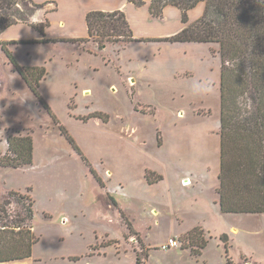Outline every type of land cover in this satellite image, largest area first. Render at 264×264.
Here are the masks:
<instances>
[{"label": "rangeland", "instance_id": "obj_1", "mask_svg": "<svg viewBox=\"0 0 264 264\" xmlns=\"http://www.w3.org/2000/svg\"><path fill=\"white\" fill-rule=\"evenodd\" d=\"M147 1L115 10L126 13L135 39L123 46L99 50L94 41L47 38L85 34L80 0L73 9L63 3L59 11L60 1H45L33 19L49 22L44 34L35 30L41 39L17 40L23 35L15 30L6 35L12 41L0 40V160L8 133L33 141L28 168L0 167V201H10L9 211H23L27 202L19 196L34 201L37 242L30 258L12 264H136L135 252L141 264H264V214L219 212V47L166 41L184 27L182 13L168 8L165 21L150 13L148 19ZM203 11V3L187 11L189 23ZM2 43L24 64L46 63L33 67L46 70L39 93L56 120L16 72ZM83 86L92 90L82 95ZM237 102L238 113L253 110L248 95ZM184 171L197 175H187L190 186L181 187ZM157 177L165 182L154 185ZM151 207L161 209L158 215L146 211ZM198 218L201 227H192ZM192 228L198 234L190 242ZM168 239L178 245L162 250ZM195 249L199 256L191 253Z\"/></svg>", "mask_w": 264, "mask_h": 264}, {"label": "trees", "instance_id": "obj_2", "mask_svg": "<svg viewBox=\"0 0 264 264\" xmlns=\"http://www.w3.org/2000/svg\"><path fill=\"white\" fill-rule=\"evenodd\" d=\"M135 6L143 0H127ZM204 4L200 18L189 23L186 12ZM44 4L33 0H0V34L8 28L26 24L40 34L49 25L33 23L37 11ZM173 6L182 13V30L166 41L171 43H214L219 47L220 67V171L219 208L222 214H264V0H150L149 13L159 18L165 7ZM87 37L70 39V42L94 41L102 50L106 44L134 42L130 25L121 11H91L85 16ZM43 42V41H40ZM16 72L25 81L31 93L46 112L56 120L51 108L39 93V83L45 77L44 67L21 66L4 48ZM11 44H14L12 42ZM248 95L253 110L246 115L237 111V99ZM56 122V121H55ZM71 144L73 141L66 136ZM6 153L0 167L19 169L33 162V141L30 135H6ZM147 177L149 184L153 183ZM157 177L156 181L161 180ZM9 196H19L9 192ZM27 204L23 211H9L10 201H0V264H12L32 255L37 242L33 234L34 201L19 196ZM10 220V223L8 222ZM193 229L188 238L198 234ZM206 242L199 243L204 249ZM191 253L201 254L197 249ZM136 264H141L135 252ZM227 255V252H226ZM227 259L226 264H231Z\"/></svg>", "mask_w": 264, "mask_h": 264}, {"label": "crops", "instance_id": "obj_3", "mask_svg": "<svg viewBox=\"0 0 264 264\" xmlns=\"http://www.w3.org/2000/svg\"><path fill=\"white\" fill-rule=\"evenodd\" d=\"M45 1H50V0H35V2H42V3H44ZM57 1H60V4L58 5V10L57 11H59V6L60 5H63V3L64 4H66V6H68L69 7V5L68 4H70L71 6L70 7H72V9L74 8V7H76V6H78V3H77V0H57ZM83 1V2H82ZM92 1L93 0H80V2H79V17L80 18H84V21H85V15H86V12H91V11H103V12H113V11H115V10H121V11H123V12H125V9L128 7V6H132L134 9H137L136 8V6H134V5H132V3H129L127 0H99L100 2H101V6H97V5H99L98 3H96V4H91L92 3ZM115 1L117 2V3H115ZM82 3H83V7H84V10H82V8L80 7L81 5H82ZM149 3H150V0L149 1H147L146 2V4H145V6H144V8H145V13H146V16H147V18L148 19H150V16H149V11H148V6H149ZM91 5H93L94 7L93 8H91ZM119 6V7H118ZM118 7V8H117ZM168 8H174V9H176V10H178L177 8H175V7H172V6H167V7H165L164 8V10H163V16H162V18H160L159 19V21L158 22H160V21H162V20H166V11L168 10ZM57 11H53V12H50L51 14L52 13H56ZM179 11V10H178ZM126 14V13H125ZM179 14H180V11H179ZM165 16V17H164ZM129 20V19H128ZM37 21V20H36ZM130 21V20H129ZM163 21V22H164ZM181 22V21H180ZM193 22V21H192ZM33 23H35L34 21H33ZM50 27V26H49ZM181 28H182V24H181ZM181 28H180V30H181ZM15 30H17V33H22V35L23 36H19V39H17V40H37V39H41V37H39L38 35H37V33H36V31L34 30V29H32L30 26H28V25H26V24H18V25H14V26H12V27H10V28H8L7 30H5L2 34H0V40H2L3 42H8V41H12L13 39H6V35L8 34V32H10V31H13V32H15ZM36 33V34H35ZM47 36H48V34H47ZM85 37H87V28H86V24H85V34H82V35H80L79 37H59L58 36V38L57 37H55V36H48L47 38H49V39H51V40H57V39H60V40H70V39H81V38H85ZM17 46H19V45H17ZM22 46H29L30 48H31V46H33V45H30V44H23ZM85 52H87V51H85ZM15 57H16V60H17V62L18 63H20V65H22V66H29V67H33V66H36V65H38V66H40L41 64H43V65H46V63L45 62H36V63H31V64H24L23 63V61L21 60V59H18L17 58V54H15ZM96 71V70H95ZM43 84H44V81H43V83H41V86L39 87V90H40V92H41V94L43 95V90H42V86H43ZM75 84V89H76V91L78 90V86H77V83H74ZM81 85V84H80ZM111 87H113V86H111ZM92 90V88L90 87V86H83L82 88H81V92H82V95L85 93H89L90 91ZM77 95V94H76ZM78 96V95H77ZM29 166H26V167H23V168H19V169H24V168H28ZM15 170H18V169H15ZM189 174H191V176H193L194 178H196V175H197V173H195V172H187V171H184L183 173H182V175L179 177V184H180V186L182 187H185V186H190L189 184V181H190V178L191 177H189V176H187V175H189ZM165 177H163V179H161L160 180V182L159 183H157V184H154V185H159V184H162V183H164L165 182ZM189 180V181H188ZM141 181V183H140V185L142 186V185H144V181L143 180H140ZM139 181V182H140ZM187 183V184H186ZM196 184V183H195ZM192 185V184H191ZM117 203V202H116ZM118 204V203H117ZM198 206V205H197ZM161 210V209H160ZM160 210H158V209H156V208H154V207H151L149 210L147 209L146 211H150V213L153 215V216H156V215H158V213H159V211ZM190 211H199V209H190ZM219 212H220V210H219ZM220 214H221V212H220ZM177 222L179 223V220H177ZM201 223H202V218L199 220V218L197 219V220H195V222H194V226H192V227H199L200 225H201ZM201 227V226H200ZM193 229V228H192ZM189 232V231H188ZM187 233V232H186ZM186 233H178L177 235H184V234H186ZM178 236V237H179Z\"/></svg>", "mask_w": 264, "mask_h": 264}, {"label": "built area", "instance_id": "obj_4", "mask_svg": "<svg viewBox=\"0 0 264 264\" xmlns=\"http://www.w3.org/2000/svg\"><path fill=\"white\" fill-rule=\"evenodd\" d=\"M177 245H178L177 241H175L174 239H168L167 243L162 245L161 249L167 250L170 248H176Z\"/></svg>", "mask_w": 264, "mask_h": 264}]
</instances>
